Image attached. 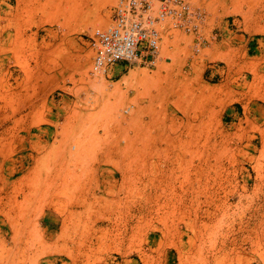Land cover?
<instances>
[{
	"label": "rangeland",
	"instance_id": "rangeland-1",
	"mask_svg": "<svg viewBox=\"0 0 264 264\" xmlns=\"http://www.w3.org/2000/svg\"><path fill=\"white\" fill-rule=\"evenodd\" d=\"M186 1L95 73L118 0H0V264H264V0Z\"/></svg>",
	"mask_w": 264,
	"mask_h": 264
},
{
	"label": "built area",
	"instance_id": "built-area-1",
	"mask_svg": "<svg viewBox=\"0 0 264 264\" xmlns=\"http://www.w3.org/2000/svg\"><path fill=\"white\" fill-rule=\"evenodd\" d=\"M113 14L111 23L90 37L95 73L120 64L154 66L166 32L197 30L204 19L186 0H118Z\"/></svg>",
	"mask_w": 264,
	"mask_h": 264
}]
</instances>
